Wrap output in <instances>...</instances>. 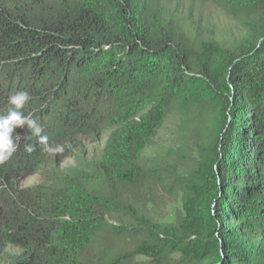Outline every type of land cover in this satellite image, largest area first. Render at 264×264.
<instances>
[{
    "label": "trees",
    "instance_id": "obj_1",
    "mask_svg": "<svg viewBox=\"0 0 264 264\" xmlns=\"http://www.w3.org/2000/svg\"><path fill=\"white\" fill-rule=\"evenodd\" d=\"M207 1L0 0V115L26 90L21 111L64 145L14 130L0 264H264V0H218L250 35L225 46Z\"/></svg>",
    "mask_w": 264,
    "mask_h": 264
},
{
    "label": "rangeland",
    "instance_id": "obj_2",
    "mask_svg": "<svg viewBox=\"0 0 264 264\" xmlns=\"http://www.w3.org/2000/svg\"><path fill=\"white\" fill-rule=\"evenodd\" d=\"M202 26L205 35L212 36L223 46L232 43L240 42L245 37H249V33L244 29L243 24L237 14L230 12L222 7V4L218 0L207 1L202 8ZM250 39V38H249ZM172 136V134H170ZM83 143L82 149L90 154H93L105 145L106 138L92 143L90 139H80ZM175 148L177 146L173 145ZM199 151V149H198ZM89 154V155H90ZM198 155V153H197ZM73 160L67 159L63 165L71 164ZM41 179L38 176L30 178L27 184H33L39 182ZM183 193L179 192L176 196H170L166 200V204L160 207H156L155 211H152V216L156 222H174L179 214L183 211ZM178 254H175L177 256ZM138 259L146 261L147 264H155L154 259L147 256H140Z\"/></svg>",
    "mask_w": 264,
    "mask_h": 264
},
{
    "label": "clouds",
    "instance_id": "obj_3",
    "mask_svg": "<svg viewBox=\"0 0 264 264\" xmlns=\"http://www.w3.org/2000/svg\"><path fill=\"white\" fill-rule=\"evenodd\" d=\"M29 99L30 95L26 90L15 91L8 97L9 105L14 107L9 108L6 115H0V164L10 160L18 148L17 141L13 139L14 130L18 126L27 125L31 133L29 139L35 137L43 145L44 152L53 155L64 152V145H49L47 137L42 135V126L31 115H25L21 111ZM33 150L32 144L25 145V151L31 153Z\"/></svg>",
    "mask_w": 264,
    "mask_h": 264
}]
</instances>
